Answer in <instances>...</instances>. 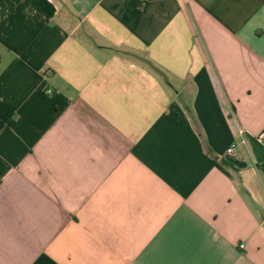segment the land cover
<instances>
[{"label":"crops","instance_id":"crops-1","mask_svg":"<svg viewBox=\"0 0 264 264\" xmlns=\"http://www.w3.org/2000/svg\"><path fill=\"white\" fill-rule=\"evenodd\" d=\"M263 130L264 0H0V264H264Z\"/></svg>","mask_w":264,"mask_h":264},{"label":"built area","instance_id":"built-area-1","mask_svg":"<svg viewBox=\"0 0 264 264\" xmlns=\"http://www.w3.org/2000/svg\"><path fill=\"white\" fill-rule=\"evenodd\" d=\"M240 135H243V131H240ZM256 140L258 142H264V130L261 131L257 136H256ZM237 144L233 143L228 149H227V154L232 155L235 153Z\"/></svg>","mask_w":264,"mask_h":264}]
</instances>
